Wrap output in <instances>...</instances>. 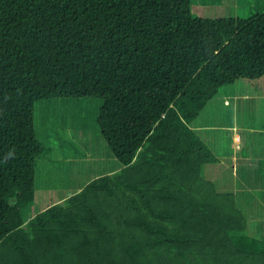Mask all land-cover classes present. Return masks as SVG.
<instances>
[{
    "label": "trees",
    "instance_id": "16d2710c",
    "mask_svg": "<svg viewBox=\"0 0 264 264\" xmlns=\"http://www.w3.org/2000/svg\"><path fill=\"white\" fill-rule=\"evenodd\" d=\"M191 4L0 0V264H264L236 185L211 175L226 153L193 126L221 89L264 82V14L194 18ZM92 100L119 164L47 200L67 177L38 186V159L87 158L55 139L85 136Z\"/></svg>",
    "mask_w": 264,
    "mask_h": 264
},
{
    "label": "rangeland",
    "instance_id": "374dc122",
    "mask_svg": "<svg viewBox=\"0 0 264 264\" xmlns=\"http://www.w3.org/2000/svg\"><path fill=\"white\" fill-rule=\"evenodd\" d=\"M191 1L192 16L194 18L249 19L258 14H264V0ZM226 102L230 104L229 108L226 107ZM96 105H98V102L92 100L87 127L81 130L85 132L83 138L66 136V138L55 139L57 141L55 145L58 147H61L60 141L74 142L73 149H70L74 152L78 149L75 146L82 143L87 144L89 148H93L88 150L85 160L75 159L72 157L73 153L69 154V158L66 157L64 152L59 153V151H64L63 148L49 151L45 156L38 159V177L42 175L41 164L44 173L47 166L51 168V171L46 173L43 180L42 178L38 180V186L40 183V187L44 185V188L50 191L51 187L49 186L53 184L48 183V180L57 181L62 175V177H67L62 188L55 191L52 189L50 193L44 192L47 200H58L62 196L65 197L79 192L81 188L96 177V175H93L96 163L103 166L106 163L114 164V166L119 164L116 159H113L110 149L106 146L96 127L95 121L99 116V110L94 112V109L100 108ZM193 126L203 130L207 129L205 131L206 136L202 137L218 157L229 149L233 151L229 137L237 132H234L233 129L228 130V128L236 126L241 128L238 133L244 137V142H246L243 146V152L245 155H250L256 159L255 166L240 168L236 173L231 165V170L227 171L224 177H220V181H228L231 189H234L236 185L241 195L239 207L248 219V228L251 229L252 226L249 236L253 237V234L256 233V237L261 238L264 235L262 231L264 228V167L259 165H264V82L253 85L240 80L235 85L221 89L219 94L208 104L201 117L194 122ZM53 144L52 142L49 145L46 143V146L53 147ZM111 158L113 161H111ZM227 160L232 164L231 159L227 158ZM209 167L207 166L203 170L206 178L209 177ZM232 178L234 183L230 181ZM241 181L249 183V190L245 189L244 185L240 183Z\"/></svg>",
    "mask_w": 264,
    "mask_h": 264
},
{
    "label": "crops",
    "instance_id": "0c3cea01",
    "mask_svg": "<svg viewBox=\"0 0 264 264\" xmlns=\"http://www.w3.org/2000/svg\"><path fill=\"white\" fill-rule=\"evenodd\" d=\"M198 129H201V128H198ZM230 129H233L234 132H237L235 135L233 134L232 136L229 137L233 151L232 150L230 151V149H229L226 151L225 156L221 157L220 163L217 164V166H220V167L218 169L216 168V169L212 170L211 175L213 177L215 176V173H216L217 177H224L226 175V172L231 170V165L233 167L234 172H236V173L239 171L240 168L254 167L255 166L256 159L252 158V156H250V155L246 156L243 153V146L246 142H244V137L238 133V132H240L241 128L236 126L234 128L229 127L228 130H230ZM234 139H236V140H234ZM227 158L231 159L232 164H230V162H228ZM259 166L264 167V165H261V164ZM212 176H209V177L212 178ZM248 190H249V188H248Z\"/></svg>",
    "mask_w": 264,
    "mask_h": 264
}]
</instances>
